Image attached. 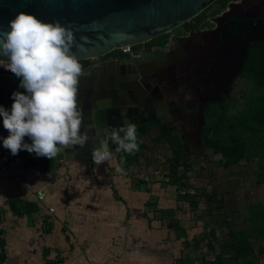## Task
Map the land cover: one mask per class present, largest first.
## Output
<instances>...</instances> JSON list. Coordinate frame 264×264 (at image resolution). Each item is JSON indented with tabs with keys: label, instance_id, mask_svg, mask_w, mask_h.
<instances>
[{
	"label": "rangeland",
	"instance_id": "1",
	"mask_svg": "<svg viewBox=\"0 0 264 264\" xmlns=\"http://www.w3.org/2000/svg\"><path fill=\"white\" fill-rule=\"evenodd\" d=\"M95 61L89 60L90 64ZM263 95L264 88L256 87L249 74L239 76L222 102V119L212 123L206 137L227 144L233 131L245 145L243 159L230 166L223 165L221 156L207 145L201 152H184L175 161L172 147L155 129L138 137L139 151L135 154L115 153L113 149L115 167L120 164L118 156L125 158L121 175L125 176L129 198L136 193V182L142 181L137 197L146 263L220 264L216 262L220 255L221 264H264V255L258 253L264 244V135L237 123ZM186 191L193 202L184 196ZM113 194L115 197L116 192ZM6 221L0 220V230L4 228L9 255L0 264L29 263L23 261L22 249L32 247L27 240L31 235L26 238L20 234L21 228L14 229L15 223ZM232 241L250 252L236 257ZM46 250L44 247L29 260L39 257L37 263L45 264L42 258L48 254ZM53 256L58 260L62 254Z\"/></svg>",
	"mask_w": 264,
	"mask_h": 264
},
{
	"label": "flooded vegetation",
	"instance_id": "2",
	"mask_svg": "<svg viewBox=\"0 0 264 264\" xmlns=\"http://www.w3.org/2000/svg\"><path fill=\"white\" fill-rule=\"evenodd\" d=\"M198 15V19L195 16L165 34L131 46L128 54L108 53L82 68L127 59L131 53L165 55L140 60L139 102L113 116L106 128L129 121L136 125L151 122L157 133L173 135L184 152L204 148L209 120L229 96L248 51L256 55L264 48V0H211ZM129 69L126 65L125 72L131 73ZM109 149L115 145L109 143ZM74 159L92 158L89 153Z\"/></svg>",
	"mask_w": 264,
	"mask_h": 264
},
{
	"label": "crops",
	"instance_id": "3",
	"mask_svg": "<svg viewBox=\"0 0 264 264\" xmlns=\"http://www.w3.org/2000/svg\"><path fill=\"white\" fill-rule=\"evenodd\" d=\"M0 107L11 108L1 94ZM8 135L0 117L1 145ZM11 158L14 170L32 190L14 184L0 171V220L15 223L14 229L21 228L20 234L26 238L31 235L27 240H31L32 247L22 249L24 262L38 264L39 257L29 259L47 247L48 254L42 258L45 264H54V253L62 254L55 264H148V255L143 254L144 242L140 244V190L136 188L129 198L125 176L115 171L116 159L102 162L101 167L92 163L88 171L90 163L86 160L69 159L47 169L21 150ZM36 190L45 193L42 201H36ZM9 200L33 203L36 209L17 216L10 210ZM3 238L6 250L10 245ZM8 255L9 250L4 260Z\"/></svg>",
	"mask_w": 264,
	"mask_h": 264
},
{
	"label": "water",
	"instance_id": "4",
	"mask_svg": "<svg viewBox=\"0 0 264 264\" xmlns=\"http://www.w3.org/2000/svg\"><path fill=\"white\" fill-rule=\"evenodd\" d=\"M211 0H0V32L9 30L8 22L18 12L34 15L42 22L58 21L72 30L75 45L71 49L78 61L102 57L120 47L137 45L156 38L197 16ZM171 50V47H170ZM131 53L127 59L106 60L83 70L79 77L78 104L83 109L81 132L90 139L83 148L65 149L53 159L37 157L21 150L45 168H55L63 161L81 157L98 148L97 129H105L113 116L134 107L140 99V60L164 58V53ZM173 54L172 51L167 54ZM0 60L7 61L0 55ZM132 72H125V67ZM129 69V70H130ZM137 69V71H136ZM143 74V72L141 73ZM20 78L0 74V94L12 105V93L27 94L19 86ZM11 110V108H6ZM103 132H101V136ZM27 143L31 140L27 137ZM203 146L190 152H201Z\"/></svg>",
	"mask_w": 264,
	"mask_h": 264
},
{
	"label": "clouds",
	"instance_id": "5",
	"mask_svg": "<svg viewBox=\"0 0 264 264\" xmlns=\"http://www.w3.org/2000/svg\"><path fill=\"white\" fill-rule=\"evenodd\" d=\"M9 30L0 32V66L20 78L27 94L13 92L11 110L0 107L3 127L9 135L2 143L12 155L20 150L37 157L53 159L65 149L83 148L90 139L81 132L83 109L78 104L82 66L71 49L75 36L58 21L42 22L34 15L18 12L8 22ZM101 132L104 134L101 136ZM99 147L91 150L92 162L100 165L115 153L139 151L137 125L133 122L97 129ZM28 137L31 143H25ZM121 158L115 171L124 174Z\"/></svg>",
	"mask_w": 264,
	"mask_h": 264
},
{
	"label": "trees",
	"instance_id": "6",
	"mask_svg": "<svg viewBox=\"0 0 264 264\" xmlns=\"http://www.w3.org/2000/svg\"><path fill=\"white\" fill-rule=\"evenodd\" d=\"M198 18L199 15H197L194 19ZM163 37L165 36L163 35ZM116 51L117 50L111 51L109 54H115ZM78 62L81 64L82 68H85L90 65L89 60H80ZM244 74H249L252 77V80L256 87L264 88V48L258 50L256 55H254L252 51H248L245 59L243 60V65L241 67L239 76ZM222 109V104L218 109H215L214 115L212 116V119L214 120H209V128L207 134L211 130L212 123L222 119ZM237 123L240 125V127L244 129H248L252 132H261L264 135V95L259 98V104L256 105V107L252 109L249 113H247V115L242 117ZM154 126L155 125L151 122L137 125V136L142 137L146 135L149 130H151ZM231 128H233V125H231ZM160 136H162L165 141L172 147V150L174 151L175 161H177L178 158L182 157L185 154L184 151H182L181 147L177 145V141L175 140V137L173 135L164 136L160 134ZM205 145L211 148L215 154H219L221 156V162L225 166L235 164L242 160L244 157L245 145L242 139L238 137L233 131H231L229 134V142L227 144L221 143L218 138L211 139L209 137H206ZM121 158L123 157L118 156V161H121ZM124 159L125 158H123V160ZM89 163L90 164L87 168L88 171L90 170L91 164L93 163L92 159L89 161ZM126 163L127 166L131 164L128 160ZM172 166L175 165L172 164ZM140 184H142V181L138 180L136 182L137 189L140 188ZM144 190L147 191L146 189ZM184 196L190 201H192L189 192L186 191ZM8 205L10 210L17 216H22L23 214H30L36 209V205H34L33 203L19 204L18 200H9ZM1 234L2 231L0 230V263L3 262L6 257L5 242L4 239L1 237ZM232 245L234 248L233 252L236 257H243L250 252H247V249H243L240 243L237 241H232ZM258 253L264 255V244L258 247ZM57 262V260L54 261V264ZM216 262L221 264L222 257L220 255L216 256Z\"/></svg>",
	"mask_w": 264,
	"mask_h": 264
},
{
	"label": "built area",
	"instance_id": "7",
	"mask_svg": "<svg viewBox=\"0 0 264 264\" xmlns=\"http://www.w3.org/2000/svg\"><path fill=\"white\" fill-rule=\"evenodd\" d=\"M130 47L131 46L126 45L118 48L117 51L124 54H128L130 52ZM0 74L15 76L12 72L6 70L2 66H0ZM11 157H12L11 152L8 149H5L3 145L0 144V171L6 173L14 184L21 185L29 190H32L31 185H29L23 179V177L14 170L13 168L14 164ZM34 193H35V199L38 202L42 201L43 198L45 197V193L41 190H36Z\"/></svg>",
	"mask_w": 264,
	"mask_h": 264
}]
</instances>
